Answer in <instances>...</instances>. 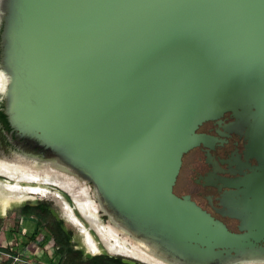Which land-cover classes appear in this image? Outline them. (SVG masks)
<instances>
[{
	"label": "water",
	"instance_id": "95a60500",
	"mask_svg": "<svg viewBox=\"0 0 264 264\" xmlns=\"http://www.w3.org/2000/svg\"><path fill=\"white\" fill-rule=\"evenodd\" d=\"M20 4L16 31L35 97L20 113L13 92L4 95V113L16 133L23 137L29 130L39 145L72 152L103 190L135 213L133 222H164L209 253L259 248L264 0ZM228 112L249 120L248 154L261 161L260 173L236 183L252 186L237 189L246 211L239 232L172 192L182 154L202 142L199 126Z\"/></svg>",
	"mask_w": 264,
	"mask_h": 264
},
{
	"label": "rangeland",
	"instance_id": "374dc122",
	"mask_svg": "<svg viewBox=\"0 0 264 264\" xmlns=\"http://www.w3.org/2000/svg\"><path fill=\"white\" fill-rule=\"evenodd\" d=\"M20 11V0H0V59L8 43L4 38V33H6L9 24H16L20 16ZM17 29H19V26ZM5 106L6 99L0 96V107L3 112H5ZM218 124L223 126L225 131H233L235 125H238L237 120L231 113H225L218 121L203 123L196 132L213 135ZM24 132L26 135L23 136L22 142L15 148L9 151L0 149V160L7 163L31 165L35 168L40 167L42 163L50 161L57 150L51 148L41 150L40 147L32 141V132L29 130ZM229 140L228 145L214 152L208 151L206 147L196 146L183 153L179 171L172 186V192L180 198H187L195 203L214 220L221 222L228 230L239 232V226L241 224L239 220L219 214V212L224 209V197L227 193H234V191L229 189H214L211 186L214 183V179L211 178L212 170L210 164L213 155L221 157L226 156V154L232 150L233 145L237 147L239 151L243 149L245 138L242 135V131L234 130ZM0 180L5 181L7 179L0 177ZM86 185L89 187L90 191H93L94 186L92 183L86 182ZM47 188L51 193H57L65 198L72 206L71 198L62 190L52 186H48ZM56 200L57 198L53 197V195L51 197L35 195L33 198L23 201H11L7 206H3L2 200L0 199V220L2 222L0 230V247L6 250L5 252L0 251V264H47L44 257L46 256L49 258L53 256L52 240H48V242L42 246V243H44L43 239L47 235L46 230L42 228L38 229L34 219H26L18 215V210L21 207L25 205H34L39 202L50 203L51 209L55 213V215L53 214L55 219L62 221L63 231L71 234V241L75 242L77 247L83 249L86 254L92 255L83 244L84 236L80 231V226H75L67 220L63 212L62 204L57 203ZM75 214L79 220L84 223L85 227H87V224L76 211ZM99 216H101L100 219L104 224L108 222V218L104 216L103 213H99ZM127 223L130 227L133 226L136 228V233L133 237L118 233L119 238L128 241L129 244L137 248L143 246L144 243L159 245L153 254L162 256L170 264H264V242L261 243L259 248L241 252L215 251L210 259H206L204 255L199 253H189L184 250H168L167 247L154 241L152 235L156 234L155 231L140 228V226H137L132 220H128ZM36 230H38V233L32 238ZM91 235L98 243L99 239L93 231H91ZM98 246L100 251L98 254L94 255L108 254L117 256L109 254L100 242ZM150 252L152 253V251ZM11 255H13V259Z\"/></svg>",
	"mask_w": 264,
	"mask_h": 264
},
{
	"label": "bare ground",
	"instance_id": "6f19581e",
	"mask_svg": "<svg viewBox=\"0 0 264 264\" xmlns=\"http://www.w3.org/2000/svg\"><path fill=\"white\" fill-rule=\"evenodd\" d=\"M17 26V23L9 24L6 33H4V38L8 43L0 59V96L4 98V95L13 92L11 93L12 102L16 104L17 110L21 113L23 108L26 109L23 112L27 111L28 105L25 103L34 99L35 93L32 92L30 85L26 81L23 66L24 58L20 47V39L16 31ZM7 70H12L16 74L9 73ZM13 88L14 90H12ZM22 105L23 108L21 109ZM249 123V120L237 118L238 125H235L233 130L244 131V129H248ZM201 134L204 136H201L200 141L202 142L197 146L202 145L208 149H212L216 142L215 138L204 133ZM0 177L8 180H0V199L3 206H7L11 201H23L33 198L35 195L43 197H51L53 195V197L57 198L56 202L62 204L67 220L75 226H80V231L84 236L83 244L90 254H98L100 242L109 254L123 255L146 264H170L162 256L153 254L159 245L144 243L143 246L137 248L129 244L128 241L119 238L118 233L131 237L136 233V228L130 227L127 223L128 220H132V217H134L132 215H135V213L117 199L112 192L105 190V188L103 190L89 173L86 172L79 159L72 152L58 150L50 161L42 163L37 168L31 165L7 163L0 160ZM86 182L93 184V191L88 190L85 186ZM48 186L59 188L66 193L71 198L72 206L59 194L51 193L47 188ZM241 198L242 195L239 192L227 193L223 199L224 209L219 214L239 220L245 225L246 211L243 209L244 201ZM75 210L87 224V227L74 214ZM99 213H103L108 218L107 225L99 223ZM136 219L135 222H137L136 224L140 228L156 231V234L152 235L154 241L167 247L168 250H184L189 253H199L204 255L206 259H210L213 254L201 246L188 243L185 239L186 236L184 237L182 234L172 232L164 222L151 221L153 223H150L144 219ZM89 230L93 231L98 237V243L93 239Z\"/></svg>",
	"mask_w": 264,
	"mask_h": 264
},
{
	"label": "trees",
	"instance_id": "16d2710c",
	"mask_svg": "<svg viewBox=\"0 0 264 264\" xmlns=\"http://www.w3.org/2000/svg\"><path fill=\"white\" fill-rule=\"evenodd\" d=\"M23 137L18 135L10 126L6 114L0 107V149L9 151L21 143ZM32 141L40 147L41 150L46 149L39 145L38 140ZM51 204L48 202H39L35 206L25 205L18 210V215L26 219H34L36 227L45 229L46 237L44 243L48 240L53 241V256L44 257L47 264H126L123 263V258L120 256H111L108 254L89 255L83 249L77 247L75 242L71 241V234L65 233L62 229V221H56L52 216L50 209ZM0 220V230L2 227ZM38 230L35 231L32 238L36 236ZM0 251L6 250L0 247ZM12 259H13V255ZM140 264V263H138Z\"/></svg>",
	"mask_w": 264,
	"mask_h": 264
},
{
	"label": "flooded vegetation",
	"instance_id": "af4514ba",
	"mask_svg": "<svg viewBox=\"0 0 264 264\" xmlns=\"http://www.w3.org/2000/svg\"><path fill=\"white\" fill-rule=\"evenodd\" d=\"M233 131L232 130L225 131L224 127L218 124L217 129H215L214 134L210 135L215 138L216 142L214 143V146L212 149H208L206 147L208 151L214 152L217 149L228 145L230 141L229 140L230 136L233 133ZM242 135L245 138V143L241 151H239L238 148L234 147L233 145L232 150L228 154H226V156L221 157V156L213 155V157L211 158V163H210L211 170H212L211 178L214 179L213 181L214 183L211 186L214 189H229L234 192H237V189L238 190L239 189H252V186L250 185L249 186L248 185L237 186L238 184H236L238 180H242L245 177L252 175L253 173H260L259 167H261V161H259L257 158L249 156L248 154L249 138H248L246 129L242 131ZM85 186L89 190V187L87 185ZM35 205L36 204L30 205V206H35ZM49 210L52 216L54 217L52 213L54 211L51 208ZM100 218L101 216H99L98 214L99 223L104 224ZM56 221H60V220H56ZM89 232L91 231L89 230Z\"/></svg>",
	"mask_w": 264,
	"mask_h": 264
}]
</instances>
